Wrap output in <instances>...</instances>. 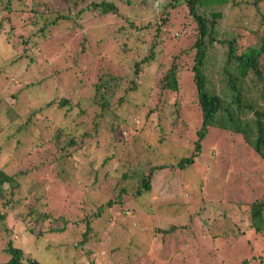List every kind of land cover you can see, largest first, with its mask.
<instances>
[{"label":"rangeland","instance_id":"1","mask_svg":"<svg viewBox=\"0 0 264 264\" xmlns=\"http://www.w3.org/2000/svg\"><path fill=\"white\" fill-rule=\"evenodd\" d=\"M111 1L116 5L113 11L100 12L99 6L85 11L88 20L81 27L45 30L31 40L28 34L34 8L42 12L61 8L67 0H24L23 6L20 1L11 12L3 7L5 0H0V169L9 175L46 160L42 159L46 153L56 158L57 148L67 140L60 133L54 149L48 137L37 144L26 129L25 117L34 107L30 99L42 106L54 100V107L45 106L38 115L41 120L37 115L29 116V121L36 119L40 128L47 130L64 117L65 109L55 104L59 98H66L75 115L72 124L83 133L76 139L86 140L91 117L99 109L91 83L103 71L124 73L128 65L144 58L151 40L159 41L155 57L143 62L136 75L128 69L121 86L106 94L114 106L106 110L91 148L84 145L71 157L56 162L55 167L41 164L32 173L19 176L23 195L30 196V189L44 188L45 194L32 207L49 216L44 220L38 215L32 217L36 211L30 212L27 200L17 208H5L10 232L0 230V260L8 259L4 248L11 241L43 264H264V234L249 225L248 206L251 199L264 194V165L250 146L236 132L212 133L203 141L201 152L194 153L193 162L181 168L177 165L180 156L193 151V138L201 122L191 55L185 51L193 34L188 9L183 5L163 8L167 0ZM242 11L249 18L253 15L250 6ZM238 15L235 7L229 17ZM180 49L181 54L173 58ZM44 59L48 68L52 67L49 71L39 70ZM173 59L181 88L160 94L159 80ZM55 66L59 67L57 77L53 75ZM41 77H45L44 84H32ZM18 91L22 93L16 95ZM120 97L124 99L118 102ZM82 108L90 116L84 125L79 114ZM159 120L164 130L158 126ZM138 156L143 157V164L155 159L171 165L153 173L151 191L137 197L135 203L129 196L124 205L113 204L94 218V244L79 247L74 219L95 214L101 203L117 195L119 186L114 188L112 183L116 176L111 178L114 169L138 160ZM100 164L110 167L105 182ZM87 165L97 169L96 177L95 170ZM61 215L67 219L66 227L49 229V220ZM52 224L62 227L64 223L54 219ZM27 228H39L36 246L35 234Z\"/></svg>","mask_w":264,"mask_h":264},{"label":"trees","instance_id":"2","mask_svg":"<svg viewBox=\"0 0 264 264\" xmlns=\"http://www.w3.org/2000/svg\"><path fill=\"white\" fill-rule=\"evenodd\" d=\"M20 1L23 6L24 0H5L3 7L8 9V12H11L14 8L20 6L18 4ZM83 2H87V4ZM181 5L188 9L193 23V34L190 36L192 39L191 45L185 48V51H188L191 55L190 68L192 70L195 97L200 108L201 122L196 128L197 137L193 138V151L191 150L192 152L189 155L179 157L180 159L177 161L178 167L181 168L187 163L193 162L194 153L197 155L201 152L203 141L210 134H216L217 132L218 135L220 131L236 132L243 139V142L250 146L253 154L264 165V0H167L163 8L169 10ZM97 6L100 7V12L113 11L116 8V5L111 0H67L65 6L61 8H49L43 12L39 8H34L33 13L35 17L31 22L33 26L28 37L32 40L36 37L37 33L45 30L51 32L55 29L61 32L73 29L75 26L81 27L88 20V18L84 17L88 15L85 11L89 10L90 7L92 11ZM247 6L253 9V15L250 18L242 11ZM235 7L239 9V15L236 18L230 19L229 16ZM21 10H23L22 7ZM244 14L246 18H243ZM162 20H165V18L162 17ZM128 22L132 24V20H128ZM158 28L160 29L157 25L156 29ZM60 32H57V34ZM25 39L27 40V38ZM158 42L157 39L151 40L144 58L138 62L137 60L134 61L132 65H128L126 69L124 68V73L111 74L103 71L98 80L91 83L96 96L95 102L99 105V109L91 117V128L86 132L88 136L86 140L76 139L77 135L82 136L83 133L76 128L77 125L72 124V119L75 115L71 112V105L68 104L66 98H59L55 104L63 111L65 109L64 117L61 121H55L49 125L47 130L40 128L41 125L36 119H33V122L29 121V116H40L41 112L46 109L45 106H52L54 100L44 102V106H42L40 103H36L33 99H30L34 107H30L29 115L25 117V120L28 121L26 129L35 136L38 141L37 144H41L44 141L43 139L48 137L49 141L53 143L54 149V142L61 136L60 133L67 140L64 145L57 148L59 155L56 158L54 156L49 158L50 155L46 153L42 157V159L46 160H42L29 169L24 166V168L22 167L19 170L18 174L13 175H9L0 169V230H3V233L8 234L10 232L6 222L8 213L6 209L17 208L23 205L25 200H27L26 204L30 207V212L36 211L32 217L38 215L41 220L47 219L49 216L48 212H42L36 209L38 207H32L45 194L44 188L40 190L38 188H35V190L30 189V196L23 195L20 193L21 182L19 183V176L32 173V169L37 165L44 164L55 167L56 162L67 156L71 157L74 151L82 148L84 145H86V148H91L89 145L95 137L94 133L97 131L100 121L107 113L106 110L114 106L112 97H107L106 94L121 86V82L124 79L123 75L126 74L128 69L132 68L133 74H138L141 70L139 66L143 62L146 63L155 57ZM181 52L182 49L176 52L173 58L180 55ZM24 58H26V55L19 57L18 60L15 59V61L18 62ZM29 61H33L32 58ZM13 63L15 62L13 61ZM177 66L176 60L173 59L169 67L164 70L159 80L160 94H164L166 89L179 91L181 88L180 72H178ZM46 69L49 71L52 67L48 68L44 59V64L39 70L46 71ZM57 69L59 67L55 66L53 74L55 77L59 75ZM44 78L41 77L37 81L32 82V84L34 83L36 87H39L44 84ZM20 93L22 92L18 91L16 95ZM35 96L36 94L34 95L33 93L32 97ZM159 98L160 100L162 99L161 97ZM122 99L124 98L120 97L118 102ZM79 112L83 117L81 124L84 125L86 122H89L90 116L88 110L82 108ZM168 122L171 125L174 123L172 120ZM159 125L161 130H164L160 120L158 121ZM110 131L115 133L113 126H110ZM136 137L139 139L138 136ZM162 139L163 136L160 140ZM138 157V160L130 161L126 165L121 166V169L119 167L114 169L116 172L112 174L111 178L116 176L115 181L112 183L114 188L119 186L117 195L111 196L106 202L101 203L96 213L92 214L93 217L87 213L74 219V226L79 228L75 233L80 236L77 240L79 247L83 248L87 243L94 244L93 241L95 239L93 238L97 237V229H95L92 223L94 218L106 213L108 208L113 204L124 205L127 200H130L129 196L134 198L135 203L137 197L151 191L153 173L157 170L164 171L171 165L169 161L157 163L155 159H148L147 163L143 164L141 160L143 157ZM101 166L105 170L103 175V177L105 176V182L108 179L106 176L110 175L108 170L110 167L100 164ZM87 168L95 170L94 176H97L96 168L94 169L89 165H87ZM248 206L250 211L249 225L264 234V194L251 199L248 202ZM54 219H60L64 223L63 226L58 227L53 225ZM49 221V229L52 230L64 229L67 224V219L63 215L52 218ZM80 224H83V226H79ZM32 228L27 229L29 233L35 234L36 240L34 246H36L40 230L39 228L32 230ZM38 249L42 251L41 248ZM4 250L9 257L5 261L0 260V264H43L39 257L35 258L29 254H25L20 246H16L15 243L12 244L11 241L8 242ZM89 253L90 249L86 252V255ZM189 254L191 255L192 253L189 252ZM56 255L59 254L57 253ZM189 264H191V261Z\"/></svg>","mask_w":264,"mask_h":264}]
</instances>
